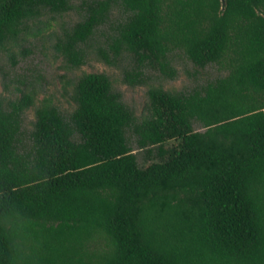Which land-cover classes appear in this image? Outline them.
<instances>
[{
  "label": "trees",
  "instance_id": "1",
  "mask_svg": "<svg viewBox=\"0 0 264 264\" xmlns=\"http://www.w3.org/2000/svg\"><path fill=\"white\" fill-rule=\"evenodd\" d=\"M117 7L114 58L130 53L175 78L180 51L228 74L190 92L151 89L141 122L108 75L85 74L69 117L37 108L29 145L33 96L0 98V264H61L55 245L68 232L78 264H264V0H91L58 44L72 66ZM71 9L0 0V51Z\"/></svg>",
  "mask_w": 264,
  "mask_h": 264
},
{
  "label": "rangeland",
  "instance_id": "2",
  "mask_svg": "<svg viewBox=\"0 0 264 264\" xmlns=\"http://www.w3.org/2000/svg\"><path fill=\"white\" fill-rule=\"evenodd\" d=\"M70 1V11L64 14H45L40 21L32 24L30 31L0 51V98L10 102L23 98L26 94L33 96L34 105L23 115L21 139L25 145L31 143L38 107L56 106L67 117L75 111L76 85L85 74L108 75L114 89L121 94L123 102L133 111L138 122L148 115L151 89L171 93L190 92L228 74L217 64L205 69L196 67L180 51L170 54L172 66L178 72L175 78L150 65L141 66L138 59L130 53L125 52L114 58L109 44L118 25L126 17L121 7L115 8L108 23L101 26L85 46L86 62L80 67H74L61 53L58 44L65 32L83 19L85 4L91 0ZM101 50L110 53V61L105 59ZM128 75H131V79ZM196 128L202 129L199 125ZM128 136L138 162L143 166L148 161L146 151L138 148L133 130L128 131ZM55 247V257L61 264H78L82 246L74 234L68 232Z\"/></svg>",
  "mask_w": 264,
  "mask_h": 264
}]
</instances>
